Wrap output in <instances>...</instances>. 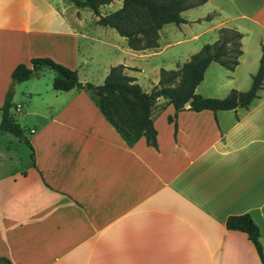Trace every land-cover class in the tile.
Instances as JSON below:
<instances>
[{"label": "crops", "instance_id": "1", "mask_svg": "<svg viewBox=\"0 0 264 264\" xmlns=\"http://www.w3.org/2000/svg\"><path fill=\"white\" fill-rule=\"evenodd\" d=\"M181 15L185 22L162 26L157 46L135 50L73 0H0V110L10 87L43 100L40 111L21 114L34 116L33 157L29 151L23 163L0 147V257L10 264H262L246 232L228 229L226 219L248 213L264 253V84L247 107L229 110L185 104L176 112L159 98L154 146L144 136L128 144L89 90L37 86L47 68L21 85L11 78L17 64L48 57L98 85L121 63L150 91L161 68H178L227 27L242 33L239 64L227 70L211 62L196 93L224 98L249 89L264 55V0H208Z\"/></svg>", "mask_w": 264, "mask_h": 264}, {"label": "trees", "instance_id": "2", "mask_svg": "<svg viewBox=\"0 0 264 264\" xmlns=\"http://www.w3.org/2000/svg\"><path fill=\"white\" fill-rule=\"evenodd\" d=\"M112 0H73L79 7H89L98 17L99 25L107 26L124 36L130 48L135 50L157 46L159 30L167 23L179 25L186 21L181 13L208 0H122L119 8L108 14H101L100 7ZM210 15L206 16L209 19ZM242 33L233 28L221 27L219 36L212 43L204 44L199 51L176 69L161 68L159 80L150 91H145L124 71L123 64L110 66L103 83L81 82L76 70L69 69L48 57H35L30 65L17 64L11 73L14 83L27 81L39 74L44 68L54 70L52 88L68 91L73 88L89 90L92 100L99 107L106 119L115 127L128 144H133L144 136L148 144L156 146V129L154 126V106L159 98L172 104L175 111L185 104L191 111L204 109L229 110L247 107L257 97L264 84V55L260 65L252 75L249 89L240 91L232 89L224 97H204L196 93V87L202 81L204 71L211 62H218L227 70H233L239 64L242 54ZM13 90L7 91L1 106L0 131L9 132L29 147L33 157V147L26 138L24 128L15 121L11 112ZM171 121L172 117H168ZM226 227L231 230L246 232L255 246L264 264V253L259 241V229L248 213L231 215L226 219ZM0 264H10L8 259L0 257Z\"/></svg>", "mask_w": 264, "mask_h": 264}, {"label": "rangeland", "instance_id": "3", "mask_svg": "<svg viewBox=\"0 0 264 264\" xmlns=\"http://www.w3.org/2000/svg\"><path fill=\"white\" fill-rule=\"evenodd\" d=\"M82 49L84 50V46H82ZM52 75H53V72L51 70L45 69V71L41 75V81L38 82L37 86H40V88H44L47 84H50V91H52L51 90ZM21 84H24V83L21 82L20 85ZM21 86L17 88V92H15V94L11 98L13 102L11 112L13 114V117L15 118V121L18 122L20 126L24 128V133L26 135V138L29 140L31 133H29L28 130L29 128H31V122L34 119V116L29 115L25 117L24 119V116H21V114H25L27 113V111L29 112V110L36 111V109H39L38 111H40L43 105V100H41L39 97H33L30 99L24 98L22 89H20ZM46 90L47 88L45 87V91ZM42 96H43L42 98H45V99L48 98V96L45 97V94ZM16 104H19L20 106L18 111H16L15 109ZM162 109H163V104L157 103L154 106V110H153V113L155 114V116L159 114ZM0 121H1V110H0ZM6 146H9V148H11L12 151L17 152L19 154V157H22L23 163L27 161L30 149L23 142V140H19L15 136H11V134L2 133L0 134V147L2 148Z\"/></svg>", "mask_w": 264, "mask_h": 264}]
</instances>
